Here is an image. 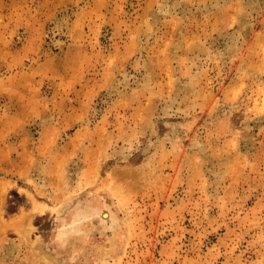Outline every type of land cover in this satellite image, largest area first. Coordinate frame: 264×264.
<instances>
[{
    "label": "rangeland",
    "instance_id": "rangeland-1",
    "mask_svg": "<svg viewBox=\"0 0 264 264\" xmlns=\"http://www.w3.org/2000/svg\"><path fill=\"white\" fill-rule=\"evenodd\" d=\"M0 264H264V0H0Z\"/></svg>",
    "mask_w": 264,
    "mask_h": 264
}]
</instances>
